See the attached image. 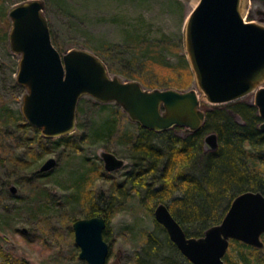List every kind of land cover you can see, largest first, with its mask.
<instances>
[{"label":"rangeland","instance_id":"rangeland-1","mask_svg":"<svg viewBox=\"0 0 264 264\" xmlns=\"http://www.w3.org/2000/svg\"><path fill=\"white\" fill-rule=\"evenodd\" d=\"M24 1L28 0H0V158L14 155L30 166V153L26 152V146L19 143L24 133L19 127L21 122L18 115H13V118L10 115L15 112L22 114L23 97L27 93L25 86L17 82L21 56L12 50L9 41L12 28L9 11ZM42 1L45 4L44 13L51 35L57 43L55 47L62 54L73 48L90 50L106 63L112 76L139 81L130 75L133 76L137 69L142 68L140 71L143 70L144 75H147L146 81L157 84L166 78H172V70L167 72L157 68L156 71L155 65L149 69L140 66L139 63L143 59L137 61V51L125 42L132 32L145 33L154 39L165 35L170 41L168 44L174 48H178L179 42L182 41L183 49H166L164 52L165 60L177 65L179 53H185L186 17L197 4V0H180L181 4L175 0ZM259 8L264 10L262 2L249 1L245 19L259 22V18L263 17L257 13ZM139 82L149 90L170 89L153 88ZM195 86L193 74L191 86L182 91ZM241 100L251 103L253 96ZM211 106L205 99L201 100L200 108L205 112ZM231 114L240 120L237 114ZM112 119L116 122L112 132L109 134L105 130V137L100 141L91 137L93 141L85 145L84 149L85 156L92 158L94 163H101L107 174L106 179H100L95 185V190L104 192V196L110 193L111 184L123 180L125 174L132 169L128 144L130 138L125 137L131 134L135 136L139 124L130 119L116 102H100L91 95L80 98L77 125H80L81 130L78 134L85 135L100 130L107 122L111 123ZM24 120L42 135L39 128L27 122L25 118ZM173 130L180 136L190 132L185 126H176ZM8 132L13 133V141L8 139ZM26 135L32 137V132L28 131L24 134ZM208 150L211 149L204 146V151ZM103 152H111L123 159L124 166L113 172L106 171L102 159ZM49 158H55L57 164L44 172L41 166ZM82 166L81 159L67 162L60 150H57L40 158L39 164L31 165L27 171L23 167L22 170L12 173L7 168L0 170V182L5 184V189L0 191V264H7L8 261L17 264L20 260L18 257L26 258L32 264H88L79 257L80 247L75 241L73 227L75 218H84L82 207L74 202L71 187L77 180ZM43 174L45 178L39 179ZM12 185L17 187L16 193L11 192ZM128 190V195L119 201L118 210L110 220L107 240L110 250L106 264H134L136 254L143 250L149 233L155 232L160 239L165 236L164 231L157 228L154 222L156 206L149 201H143V191L140 193ZM150 204L152 210L147 207ZM234 245L231 242L226 253L230 255L229 262L225 263L243 264L239 261L238 247L234 249L232 256Z\"/></svg>","mask_w":264,"mask_h":264},{"label":"water","instance_id":"water-1","mask_svg":"<svg viewBox=\"0 0 264 264\" xmlns=\"http://www.w3.org/2000/svg\"><path fill=\"white\" fill-rule=\"evenodd\" d=\"M255 0H197L184 26V51L195 78V88L146 89L137 80L112 76L106 63L90 50L73 48L61 53L53 44L42 0L14 6L9 15V41L20 54L17 82L27 89L22 114L46 138H58L77 129L80 98L91 95L100 102H116L129 118L142 127L162 132L176 126L198 130L206 112L201 100L221 105L253 96L251 102L263 118L264 131V10L259 22L245 19L247 3ZM264 6V2H262ZM217 134L209 133L205 146L217 149ZM106 171L124 166V160L103 152ZM57 164L49 158L41 170ZM12 193L18 191L15 185ZM154 216L170 239L193 264H226L231 240L263 248L264 194L245 191L232 201L221 223L204 235L190 237L165 203L155 207ZM79 257L88 264H106L109 244L104 238V215L77 219L74 224Z\"/></svg>","mask_w":264,"mask_h":264},{"label":"trees","instance_id":"trees-1","mask_svg":"<svg viewBox=\"0 0 264 264\" xmlns=\"http://www.w3.org/2000/svg\"><path fill=\"white\" fill-rule=\"evenodd\" d=\"M175 1L181 4L180 0ZM129 35L125 43L137 51V61L143 59L140 66L149 69L155 65L156 71L157 68L167 72L172 70V78H166L160 84L147 82V75H144L143 70L140 71L142 68L137 69L133 76L130 75L131 78L153 88L185 90L191 86L193 73L185 53H179L177 65L168 63L164 57L166 49H183L182 41L178 48H174L168 44L170 41L165 35L160 39L141 32ZM52 42L57 44L53 37ZM231 112L237 114L240 120L235 119ZM10 115L12 118L18 115L21 122L19 127L24 133L19 143L26 146V152L30 153V166L38 165L40 158L57 150L67 162L81 159L82 170L71 186L74 202L82 207L84 218L106 217V241L109 240L111 217L117 212L119 201L128 195V189L140 193L143 191L145 203L149 201L155 206L165 203L190 237H200L209 227L221 223L234 198L242 192L251 190L264 194V131L260 129L263 118L255 105L244 100L212 105L206 111L203 125L185 136L175 134L173 128L156 132L139 125L135 136L131 134L125 137L130 138L128 144L132 169L123 180L111 184L110 193L106 196L102 191L97 192L95 185L100 179H106L107 174L101 163H94L92 158L85 156L84 149L85 145L93 141L91 137L100 141L105 137V130L110 134L116 124L115 119L100 130L85 135L78 134L81 130L78 124L75 132L51 139L44 138L38 129L25 123L21 113ZM28 131L32 132V137L24 136ZM212 132L217 134L219 145L215 150L204 151L205 138ZM8 137L13 141V133L8 132ZM30 166L14 155L0 158V170L7 168L11 173L22 170V167L28 170ZM43 177L44 174L39 179ZM3 188L5 184L0 182V191ZM151 204L147 206L149 210L153 208ZM154 222L165 236L160 239L155 232L149 233L143 250L136 254L134 264H193L170 239L164 226L156 219ZM231 242L236 244L232 246V256L238 247L241 263L264 264V247L257 248L238 240ZM229 257H224L226 263ZM18 258L17 264H32L26 258ZM7 264H13V261Z\"/></svg>","mask_w":264,"mask_h":264}]
</instances>
